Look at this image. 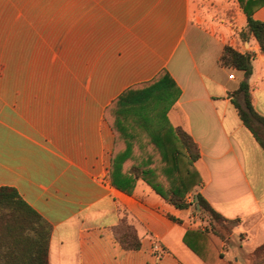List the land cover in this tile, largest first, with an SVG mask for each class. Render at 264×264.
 Returning a JSON list of instances; mask_svg holds the SVG:
<instances>
[{
	"label": "crops",
	"instance_id": "crops-1",
	"mask_svg": "<svg viewBox=\"0 0 264 264\" xmlns=\"http://www.w3.org/2000/svg\"><path fill=\"white\" fill-rule=\"evenodd\" d=\"M252 18L264 22V2ZM245 26L237 0H0V188L49 224L48 264H205L183 243L201 228L190 209L140 180L131 194L109 181L112 158L139 141L117 128L134 119L117 116V101L160 80L179 91L165 103L169 125L198 147L197 192L238 220L216 264H253L264 242V152L227 97L242 72L219 63L226 45L254 55L248 84L264 117V57L240 39ZM122 219L135 250L115 239Z\"/></svg>",
	"mask_w": 264,
	"mask_h": 264
},
{
	"label": "trees",
	"instance_id": "trees-1",
	"mask_svg": "<svg viewBox=\"0 0 264 264\" xmlns=\"http://www.w3.org/2000/svg\"><path fill=\"white\" fill-rule=\"evenodd\" d=\"M237 2L246 19L245 30L239 33V37L243 41L254 40L264 57V22L252 18L253 10L264 0ZM253 58L251 53H240L226 45L219 63L242 72L243 79L227 97L243 126L264 152V117L253 108L248 84ZM161 82L141 90L139 97L129 103L117 101L119 106H124V110L116 112L117 116L134 117L129 121V127L141 130L146 137L143 149H151V154L137 157L135 153L139 143L125 142L124 150L111 160L109 181L117 190L131 194L140 180L175 209L187 210L192 206L193 211L205 219L207 227L187 231L183 243L205 264H216L222 258V249L229 243V235L238 220L223 218L197 192L202 184L194 167L199 159L198 147L184 131L169 125L165 103L172 102L179 91L173 83L162 86ZM128 105L133 106L125 108ZM117 128L129 135L121 125L118 124ZM169 218L180 222L171 216ZM50 231L49 224L14 189L0 188V264H48ZM114 235L125 250L139 247L136 232L126 219L120 221ZM248 261L264 264V242L248 255Z\"/></svg>",
	"mask_w": 264,
	"mask_h": 264
},
{
	"label": "rangeland",
	"instance_id": "rangeland-1",
	"mask_svg": "<svg viewBox=\"0 0 264 264\" xmlns=\"http://www.w3.org/2000/svg\"><path fill=\"white\" fill-rule=\"evenodd\" d=\"M66 65L67 64H60V66H61L60 67L61 68L60 69V75H59V78H60L59 81L61 82L60 85H63L67 81L66 72L64 71V68L66 67ZM55 81H57V76L55 78ZM55 81H54V83H56ZM12 86H20V85H12ZM127 130L129 132V134L134 135L139 140V141L136 142V143H139V144L138 145L136 144L138 147L136 149L135 155H137V157H139V156H143L145 154H151V149H149V148H144L143 149V144H145V142H146V140H145L146 137L141 132V130L136 129L134 126L133 127H128ZM153 157H155V154H154ZM189 209H190V212L196 217V219L194 221L196 223V225L199 226V227H201V228L207 227V222L205 221V219L201 218L198 213H195L193 211V207L192 206ZM232 230H233V228H232ZM229 238H230V240H229V243L227 244V246L228 245H231L232 240H235V238L232 237V232L230 233Z\"/></svg>",
	"mask_w": 264,
	"mask_h": 264
},
{
	"label": "built area",
	"instance_id": "built-area-1",
	"mask_svg": "<svg viewBox=\"0 0 264 264\" xmlns=\"http://www.w3.org/2000/svg\"><path fill=\"white\" fill-rule=\"evenodd\" d=\"M229 77L231 78L232 76H229ZM152 248H153V251H156V252H160L161 251L160 247L158 245H156V244H153Z\"/></svg>",
	"mask_w": 264,
	"mask_h": 264
}]
</instances>
